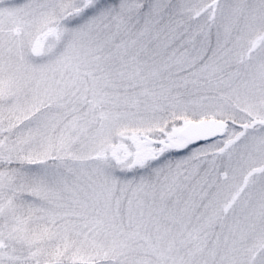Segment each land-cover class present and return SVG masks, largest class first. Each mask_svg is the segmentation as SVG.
Wrapping results in <instances>:
<instances>
[{
	"label": "snow or ice",
	"instance_id": "6c2138e0",
	"mask_svg": "<svg viewBox=\"0 0 264 264\" xmlns=\"http://www.w3.org/2000/svg\"><path fill=\"white\" fill-rule=\"evenodd\" d=\"M0 264H264V0H0Z\"/></svg>",
	"mask_w": 264,
	"mask_h": 264
}]
</instances>
